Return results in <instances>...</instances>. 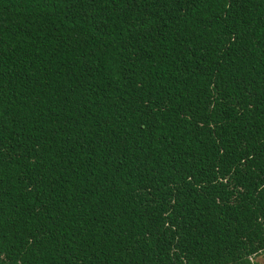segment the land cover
<instances>
[{
	"label": "trees",
	"instance_id": "trees-1",
	"mask_svg": "<svg viewBox=\"0 0 264 264\" xmlns=\"http://www.w3.org/2000/svg\"><path fill=\"white\" fill-rule=\"evenodd\" d=\"M261 252L264 0H0V264Z\"/></svg>",
	"mask_w": 264,
	"mask_h": 264
},
{
	"label": "rangeland",
	"instance_id": "rangeland-1",
	"mask_svg": "<svg viewBox=\"0 0 264 264\" xmlns=\"http://www.w3.org/2000/svg\"><path fill=\"white\" fill-rule=\"evenodd\" d=\"M250 262L252 264H264V252H261L254 257H250Z\"/></svg>",
	"mask_w": 264,
	"mask_h": 264
}]
</instances>
